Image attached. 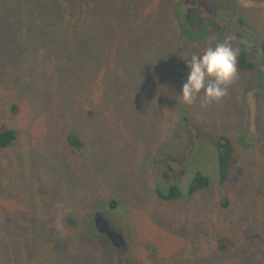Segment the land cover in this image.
I'll list each match as a JSON object with an SVG mask.
<instances>
[{
	"label": "rangeland",
	"instance_id": "1",
	"mask_svg": "<svg viewBox=\"0 0 264 264\" xmlns=\"http://www.w3.org/2000/svg\"><path fill=\"white\" fill-rule=\"evenodd\" d=\"M239 35L253 70L219 102H177L182 58ZM2 129L0 264H264V0H0ZM205 135L237 151L225 185ZM176 141L182 198L162 202ZM198 172L210 186L188 197ZM97 211L126 253L100 244Z\"/></svg>",
	"mask_w": 264,
	"mask_h": 264
},
{
	"label": "clouds",
	"instance_id": "2",
	"mask_svg": "<svg viewBox=\"0 0 264 264\" xmlns=\"http://www.w3.org/2000/svg\"><path fill=\"white\" fill-rule=\"evenodd\" d=\"M237 56L238 51L225 41L182 58L186 76L177 102L191 106L201 100V107H206L221 101L237 75Z\"/></svg>",
	"mask_w": 264,
	"mask_h": 264
},
{
	"label": "trees",
	"instance_id": "3",
	"mask_svg": "<svg viewBox=\"0 0 264 264\" xmlns=\"http://www.w3.org/2000/svg\"><path fill=\"white\" fill-rule=\"evenodd\" d=\"M239 44L237 46L238 56H237V68L241 70L252 71L254 68L253 63L249 62L246 57V47L244 37L239 35ZM17 138V133L13 130L2 129L0 130V149H4ZM67 142L71 146H78L80 142L77 141V138L69 134L67 136ZM238 163V154L234 145L230 139L224 136L219 137L218 141V174L220 179V185H225L227 181L231 178L233 171L235 174H239V168H237ZM237 168V170H236ZM233 177V176H232ZM210 186V180L208 177L202 175L201 173H196L193 179L191 180L188 188L187 194L188 197L195 195L197 193L205 191ZM166 190L162 193L160 190ZM156 195L162 202H171L182 198V191L178 186H170L169 188L160 187L156 189ZM225 206V203L222 204ZM101 237L100 244L107 246L110 245L109 241Z\"/></svg>",
	"mask_w": 264,
	"mask_h": 264
},
{
	"label": "flooded vegetation",
	"instance_id": "4",
	"mask_svg": "<svg viewBox=\"0 0 264 264\" xmlns=\"http://www.w3.org/2000/svg\"><path fill=\"white\" fill-rule=\"evenodd\" d=\"M246 42V41H245ZM246 57H247V54H246ZM206 139H212V142H214V144L216 145V147L218 148V141H219V137H217L218 138V141H217V139H215V138H213V137H210V136H208V135H205L204 136ZM185 143L186 142H184V145H182L181 144V142L180 141H176V145H175V147H174V152H179V151H182V160H181V163H179V166H180V168L178 169V170H172V168L169 166V165H167V167L166 168H164L165 169V173H163V180H162V183L160 184V187H163V188H169L170 186H172V185H174V186H178V187H180L178 184V179H179V177L180 176H182L181 175V172H183V170H184V167H183V162H184V160H185V150L188 148V149H191V141H189V144H188V146H187V144L185 145ZM168 158H170V156H168ZM172 160V159H171ZM180 174V175H179ZM179 175V177L178 178H176L177 176ZM218 190L219 191H221L220 190V188H219V186H218ZM96 213H100L106 220H107V222H109L110 224H111V222H110V220H109V217H108V215L105 213V212H99V211H97V212H95L94 214H93V217H92V222H93V219H94V217H95V214ZM108 223V224H109ZM93 225H94V222H93ZM111 226H112V224H111ZM112 227H114V225L112 226ZM101 235V234H100ZM102 236V235H101ZM104 237V236H103ZM229 242V240L227 239V238H224V237H220V241H219V243H218V248H217V250L219 249V250H226L227 251V249H228V247L230 246H228L227 247V244L225 245L224 244V242Z\"/></svg>",
	"mask_w": 264,
	"mask_h": 264
},
{
	"label": "water",
	"instance_id": "5",
	"mask_svg": "<svg viewBox=\"0 0 264 264\" xmlns=\"http://www.w3.org/2000/svg\"><path fill=\"white\" fill-rule=\"evenodd\" d=\"M95 230L104 236L112 246V248L119 253H126L127 251V242L122 230L112 227L109 222L100 214L96 213L93 219ZM109 223V224H108ZM121 249V251H120Z\"/></svg>",
	"mask_w": 264,
	"mask_h": 264
}]
</instances>
